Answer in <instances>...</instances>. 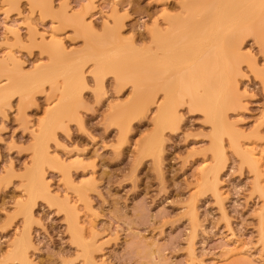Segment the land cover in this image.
I'll return each mask as SVG.
<instances>
[{"label": "snow or ice", "instance_id": "6c2138e0", "mask_svg": "<svg viewBox=\"0 0 264 264\" xmlns=\"http://www.w3.org/2000/svg\"><path fill=\"white\" fill-rule=\"evenodd\" d=\"M189 6L187 0H144V6L138 0H43L39 4L14 0L0 6L6 21L3 32L15 42V47H0V57L19 67L15 87L12 73H0V188L15 189L13 203L0 207V217L6 221L0 227L4 233L0 264H109L104 250L96 247L93 251L92 245L95 239L104 244L113 237L108 232L97 236L89 229L93 213L81 198L85 189L95 191L92 177L77 176L70 183L63 178L78 168L89 145L98 147L109 137L115 142L103 143L104 149L118 153L125 144H134L139 152L147 138L160 146L168 136L179 133L193 140V154L204 156L217 171H223L218 185L241 172L259 173L264 179V116L250 134H241L238 122L242 117L234 106L243 107L248 97L257 95L246 86L255 80L264 111V0L191 5L224 13L218 21L201 18L213 28V53L203 56L194 49L174 62L178 67L168 66L155 80L146 79L145 57L159 53L158 37L171 32L172 22L185 16ZM9 8L21 16L27 12L29 23L20 21L26 36L17 25L10 26ZM108 37L117 40L124 53L112 65L101 62L91 48L93 40ZM21 52H35L37 61L25 65L23 58H16ZM60 57L68 61L67 75L47 71ZM197 117L198 124L190 123ZM145 124L148 131L131 135L135 126L142 129ZM85 137L87 145L77 143ZM198 142L207 147L197 152ZM9 154L26 157L23 165L16 166ZM232 159L239 163V172ZM91 167L89 162L86 168ZM54 174L62 177L59 190ZM259 195L264 198V183ZM100 203H104L102 198ZM54 217L63 219L70 232L73 219L76 228L69 254L52 260L43 241L52 232ZM113 227L118 232L120 225ZM77 237L89 247L87 259L79 250L82 245L75 243ZM111 264L130 262L113 256Z\"/></svg>", "mask_w": 264, "mask_h": 264}, {"label": "rangeland", "instance_id": "374dc122", "mask_svg": "<svg viewBox=\"0 0 264 264\" xmlns=\"http://www.w3.org/2000/svg\"><path fill=\"white\" fill-rule=\"evenodd\" d=\"M12 2L14 0H0V6ZM20 2L22 4L23 0ZM34 2L39 4L43 0ZM138 3L144 6V0H138ZM7 11L10 26L17 25L22 35L26 36L20 21L29 23L27 12L21 16L11 8ZM185 16H188L186 12ZM5 22L0 13V47L4 44L15 47V42L3 32ZM44 30H48L47 26H44ZM33 36L35 37V33ZM32 43L36 44L35 38ZM92 43V52L94 49L106 51L110 47L111 50L118 51L115 45L120 47L118 41L111 37L104 41L93 40ZM16 58H23L25 65H29L30 61H37L35 52L17 53ZM14 64L16 65L8 64L5 58L0 57V73H9L16 68ZM254 85L255 80H249L246 86L257 95L248 97L243 107L234 105L242 117L238 122L241 134H250L253 126L264 116L259 92ZM190 123L198 124L199 117ZM245 124L248 127H244ZM194 130L199 131L198 128ZM136 131H148V127L146 124L142 129L135 126L131 135H135ZM105 142L115 141L109 137L107 141L101 140L98 147L89 145V151L83 153L81 161L77 162L78 168L70 170L63 178L70 183L77 176L82 180L86 176L92 177L95 191L85 189L81 198L89 203L93 213L88 219L89 229L94 230L97 236L108 232L113 237L104 244L94 238L95 243L92 245L93 251L96 247L104 250L109 264L113 256L126 258L130 264L137 259L141 264H264V198L259 195L261 183H264L262 174L241 172L233 175L227 183L218 185L214 180L223 176V171H217L213 163L204 156L193 154V140L179 133L168 136L167 141L160 146L147 138L142 141L139 152H136L134 144L131 147L125 144L118 153H112L103 148ZM77 143L87 145L89 142L85 137L77 140ZM198 143L200 147L197 152L207 147ZM9 156L16 166H22L26 159L22 158V154ZM63 159L62 156L61 160ZM89 162L92 167L86 168ZM231 163L239 172V163L235 159ZM204 164H207V168L202 169L201 165ZM61 178L60 174L53 175L58 190ZM253 188L256 190L255 194ZM14 191L11 188H0V207L4 206V202L13 203ZM101 198L103 204L100 203ZM76 203L74 200L73 204ZM40 210L44 211L43 204L40 205ZM53 219L55 223L51 225L52 232L43 244L51 250L50 259L55 260L61 255L69 254L68 250L74 242L73 230L69 231L64 220ZM5 222L0 217V227ZM114 224L120 225L118 232L113 227ZM3 237L4 233H0V243L3 242ZM36 240L40 241V236ZM75 243L82 245L79 250L82 257L87 259L89 247L83 245L78 237Z\"/></svg>", "mask_w": 264, "mask_h": 264}, {"label": "bare ground", "instance_id": "6f19581e", "mask_svg": "<svg viewBox=\"0 0 264 264\" xmlns=\"http://www.w3.org/2000/svg\"><path fill=\"white\" fill-rule=\"evenodd\" d=\"M203 2L211 3L212 0H188L187 3L190 6L185 9V12L188 14V16H183L173 21L171 32L165 33L164 35L158 37L157 46L160 49L159 53L151 57L146 56L144 60L145 69L149 73V76L146 77V79L152 80L156 78L159 75V71L163 70L164 68L168 66L178 67V63H174V62H178L180 57L183 55H191L194 49L198 48L200 53L203 56H208L213 53V50H214L213 28L210 25H204L202 23L201 18L203 17L210 21L215 19L216 21H218L224 15V13L220 9H214V8L203 9L200 7L191 6V5H197ZM215 26L217 28L220 27L219 23H216ZM205 28H206V31H205ZM112 43L114 44V42ZM113 44H112V47H113ZM115 46H117L118 51L113 50V49L111 50L110 49L111 47L108 48L106 51H101L97 49L95 50L94 49L95 46H94L93 53L97 58L101 60V62L112 65L116 63L117 61H119L120 58L124 55L121 48L118 47V44ZM156 66H159V69H157ZM14 68L15 69H12L11 71H9V73H12L13 78H14L13 87L16 86L15 77L19 71L18 70L19 67L17 64L16 65L14 64ZM47 71L54 72V73L61 74V75H67L70 72V69L68 68V61H66L65 58L63 57L57 58L55 63ZM214 181L217 184V181L216 180ZM213 192H215L214 188H213ZM217 195H218V192H217ZM216 197L218 198V196ZM194 214L195 213H193V215ZM70 222L72 223V230L74 233L75 228H76L75 220L70 219ZM85 252H87V248Z\"/></svg>", "mask_w": 264, "mask_h": 264}]
</instances>
